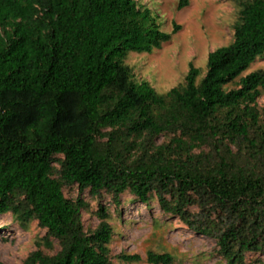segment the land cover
Returning a JSON list of instances; mask_svg holds the SVG:
<instances>
[{
	"label": "trees",
	"instance_id": "obj_1",
	"mask_svg": "<svg viewBox=\"0 0 264 264\" xmlns=\"http://www.w3.org/2000/svg\"><path fill=\"white\" fill-rule=\"evenodd\" d=\"M233 40L158 92L124 59L172 39L138 0H0V217L47 230L22 264H114L100 203L122 194L216 240L226 264L264 253V0H235ZM190 0H179L183 9ZM78 188L68 197L65 189ZM128 262L139 255L120 254ZM148 264H173L147 252ZM259 264H264L261 259Z\"/></svg>",
	"mask_w": 264,
	"mask_h": 264
},
{
	"label": "rangeland",
	"instance_id": "obj_2",
	"mask_svg": "<svg viewBox=\"0 0 264 264\" xmlns=\"http://www.w3.org/2000/svg\"><path fill=\"white\" fill-rule=\"evenodd\" d=\"M138 1L154 9L160 16L163 30L171 32L174 25L181 26L160 48L152 52L131 51L124 59L132 67L136 80L150 82L160 93L182 82L190 63L205 73L209 53L233 40L232 25L239 11L235 0H190L183 9L177 8L179 0ZM259 68H264V56L259 57L244 74ZM258 103L264 106V94L258 98ZM65 193L75 198L79 191L76 186L65 189ZM83 196L90 203V210L83 212L86 230L98 225L96 210L100 203L109 208L110 222L115 228L111 242L114 264H148L149 250L170 252L174 256L173 264H226L214 238L190 229L176 216L165 214L155 198L146 205L135 201L134 196L126 192L118 205L107 193L93 196L86 190ZM46 235L47 230L37 221L23 229L12 214L1 216L0 264H22L38 248L47 253L58 251L56 239H53V250L44 245L39 247L37 241ZM120 254L141 258L128 262L118 258ZM259 259L264 261V253H248L247 264H259Z\"/></svg>",
	"mask_w": 264,
	"mask_h": 264
}]
</instances>
